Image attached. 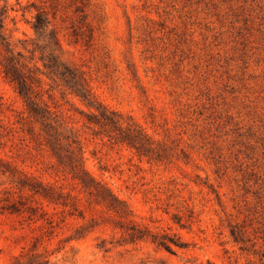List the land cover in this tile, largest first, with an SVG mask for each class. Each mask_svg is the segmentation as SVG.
Instances as JSON below:
<instances>
[{"label":"rangeland","instance_id":"obj_1","mask_svg":"<svg viewBox=\"0 0 264 264\" xmlns=\"http://www.w3.org/2000/svg\"><path fill=\"white\" fill-rule=\"evenodd\" d=\"M7 2V34L31 66L44 71L42 58L57 55L86 79L97 103L142 128L160 154L140 156L98 132L88 123L94 109L42 74L43 98L56 106L63 134L80 140L87 173L147 230L131 241L116 216L88 205L87 191L52 151L23 132L25 101L0 66V157L70 192L86 215L65 222L55 216L43 244L49 264H264V0ZM38 9L49 21L42 35L32 26ZM5 190L18 196L12 176L0 172ZM39 202L51 213L61 210ZM82 223L84 236L67 240ZM43 224L0 213V264L29 248ZM155 234L187 246L169 252ZM103 239L108 251L99 247Z\"/></svg>","mask_w":264,"mask_h":264},{"label":"trees","instance_id":"obj_2","mask_svg":"<svg viewBox=\"0 0 264 264\" xmlns=\"http://www.w3.org/2000/svg\"><path fill=\"white\" fill-rule=\"evenodd\" d=\"M3 1V3H1ZM7 0H0V66L6 78L15 86L18 93L22 96L26 104V128H22L31 142L37 146H44L52 151L58 163L69 169L74 179L87 191L89 197L86 200L88 205L96 202L102 205L109 213L117 217L116 224L129 237L131 241L141 240L146 237L147 230L129 220L130 210L123 200L114 195L108 188L100 182L95 181L83 164V151L80 140L75 135L63 134L60 126L57 111L47 100L43 98L44 80L42 74L48 76L53 82L63 85L71 93L79 96L83 101L94 110L88 115V123L98 128V132L105 133L116 142L127 143L136 149L138 155L146 156L149 159H160V154L155 145V141L143 131L137 124L126 118L122 113L110 110L106 106L97 103L86 79L79 74L77 69L60 61L57 55L50 54L48 59L43 60L45 67L41 71L35 64L30 65L31 61L24 59L22 50L17 49L10 36L7 34L6 19L9 13ZM48 17L43 9H38L34 16L32 26L34 30L42 35L48 28ZM23 48L27 49L26 45ZM33 60V58H31ZM4 112V102L0 98V116ZM64 128L68 127L64 122H60ZM4 127L0 117V128ZM67 141L68 149L65 148L63 141ZM0 172L9 173L13 182L18 188V196L10 190L0 192V213L23 214L26 219L45 221V225H40L44 229L41 234L35 236L32 244L23 247L22 251L15 255L9 264H49V249L44 247L45 237L51 235L56 227L55 216L60 215V221L65 222L67 217H79L83 220L86 215L80 208V201L70 192H65L62 188L53 184H45L35 178L18 171L0 157ZM39 199L60 207V211L50 212L44 208ZM33 202H36L33 203ZM93 226L100 225L95 218L91 219ZM86 224L82 223L75 228L74 234L67 240L80 239L84 236L87 229ZM235 240H240L241 235L232 230ZM153 241L169 252H174V246L186 247V243L179 237L164 234L162 236L152 235ZM106 239L102 240L100 248H106ZM106 251L108 249L106 248ZM208 264H213L208 262Z\"/></svg>","mask_w":264,"mask_h":264}]
</instances>
